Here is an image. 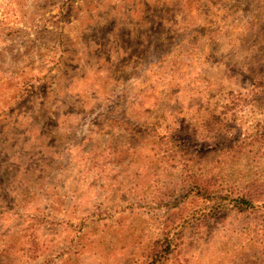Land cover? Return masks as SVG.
Masks as SVG:
<instances>
[{
	"label": "rangeland",
	"instance_id": "374dc122",
	"mask_svg": "<svg viewBox=\"0 0 264 264\" xmlns=\"http://www.w3.org/2000/svg\"><path fill=\"white\" fill-rule=\"evenodd\" d=\"M205 159L264 192V0H0V264H264Z\"/></svg>",
	"mask_w": 264,
	"mask_h": 264
},
{
	"label": "trees",
	"instance_id": "16d2710c",
	"mask_svg": "<svg viewBox=\"0 0 264 264\" xmlns=\"http://www.w3.org/2000/svg\"><path fill=\"white\" fill-rule=\"evenodd\" d=\"M246 142V140H245ZM239 143V142H238ZM242 145L240 147L238 146H233L232 148H230V150L228 152L233 151V149L236 150H240L239 148H241ZM229 154H225L224 155V159L226 160V158L228 157ZM212 163H210V161H208L207 159H205L204 161V166H206V169L204 167V196L208 195V199H210V201L212 202L213 200L217 203H219L218 206V210L220 208L222 209H226L228 208L230 205H233L235 207L240 208V210L246 211L247 209H250L253 206V202L254 200H261L264 199V192H261L259 194H253L252 190H256L260 185L258 183V181H254L252 182L250 185L247 186L249 192H245L246 186L244 188V194L240 193V194H236V187L234 185H231L229 187V189H226L224 184L221 181V176L217 175V174H212L209 170ZM213 186V188H216V190H213V192H209L210 191V187ZM200 189L198 186H194L192 188L187 189V192L185 193V197H187L189 194H195L196 192H199ZM210 193V194H209ZM175 202H180V201H175ZM221 210V209H220ZM169 237H166V239H168ZM167 250V249H166ZM153 257L155 258V260L158 259V254H154Z\"/></svg>",
	"mask_w": 264,
	"mask_h": 264
}]
</instances>
